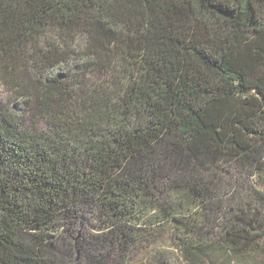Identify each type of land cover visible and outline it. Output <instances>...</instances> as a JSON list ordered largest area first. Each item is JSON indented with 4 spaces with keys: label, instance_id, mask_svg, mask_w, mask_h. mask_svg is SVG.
I'll return each instance as SVG.
<instances>
[{
    "label": "trees",
    "instance_id": "trees-1",
    "mask_svg": "<svg viewBox=\"0 0 264 264\" xmlns=\"http://www.w3.org/2000/svg\"><path fill=\"white\" fill-rule=\"evenodd\" d=\"M158 242L264 264V0H0V264Z\"/></svg>",
    "mask_w": 264,
    "mask_h": 264
},
{
    "label": "rangeland",
    "instance_id": "rangeland-1",
    "mask_svg": "<svg viewBox=\"0 0 264 264\" xmlns=\"http://www.w3.org/2000/svg\"><path fill=\"white\" fill-rule=\"evenodd\" d=\"M89 218V217H87ZM92 220V217H91ZM91 225H93V227L98 225V222L92 221ZM167 237L165 236L166 240ZM162 243V242H161ZM158 242V244H156L154 247L149 248L147 253L142 255L139 254L137 256L134 257V260L130 263V264H157V262H159L162 258H158L159 255H157V258H155V253H159V252H165L167 255L168 260H165V262L162 260V263L164 264H184V262L182 261V259L180 258V256L178 255V252H176L174 250L173 247H171V245L168 243H163L161 244ZM73 263V262H71ZM244 264V263H243ZM251 264V262L249 263Z\"/></svg>",
    "mask_w": 264,
    "mask_h": 264
}]
</instances>
